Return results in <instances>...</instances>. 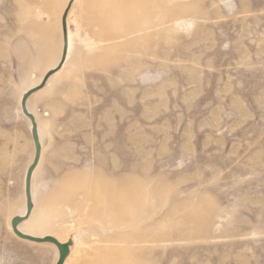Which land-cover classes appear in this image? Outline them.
<instances>
[{"label": "rangeland", "instance_id": "obj_1", "mask_svg": "<svg viewBox=\"0 0 264 264\" xmlns=\"http://www.w3.org/2000/svg\"><path fill=\"white\" fill-rule=\"evenodd\" d=\"M15 217L63 264H264V0H0V264H56Z\"/></svg>", "mask_w": 264, "mask_h": 264}, {"label": "water", "instance_id": "obj_2", "mask_svg": "<svg viewBox=\"0 0 264 264\" xmlns=\"http://www.w3.org/2000/svg\"><path fill=\"white\" fill-rule=\"evenodd\" d=\"M65 58V49L63 50V55L61 58V64L63 63ZM61 64H59V67L61 66ZM50 74L46 75V77L44 78L42 84L40 85L39 88H42L43 85L45 84L46 80L48 79ZM38 88V89H39ZM36 90H31L29 92H27L26 94L23 95L22 100H21V109L23 114L30 120L31 122V135H32V140L34 143V148H35V154H34V158L32 161V164L30 165V167L28 168L27 172H26V176H25V198H26V208H27V213H29L32 209V204H31V198H30V180H31V175L35 169V167L38 164L39 158H40V152H41V146L39 144L38 141V136H37V130H36V123L35 120L33 118V116H31L27 110H26V101L29 98V96L35 92ZM21 221V219L19 217L14 218L11 221V227L13 230V233L20 239L23 240H27V241H31V242H37V243H41V242H49V243H53L59 252V258L56 264H62L64 258L67 256L68 254V248L67 245L64 244H59L57 243L55 240H53L52 238H45V239H37V238H33L30 236H26L22 233H20L17 230V225L18 223Z\"/></svg>", "mask_w": 264, "mask_h": 264}, {"label": "bare ground", "instance_id": "obj_3", "mask_svg": "<svg viewBox=\"0 0 264 264\" xmlns=\"http://www.w3.org/2000/svg\"><path fill=\"white\" fill-rule=\"evenodd\" d=\"M69 7H70V4L68 5V7L66 8V10H65V12L63 13V16H62V28H63V30H62V34H63V50L65 49V58H64V61H63V63L61 64L60 62H61V60H60V62L58 63V65L53 69V70H50L49 72H47V74L46 75H48V74H50L49 75V77H48V79L53 75V74H55L57 71H59L61 68H62V66H63V64H64V62H65V59H66V55H67V45H68V42H67V29H66V17H67V13H68V10H69ZM63 50H62V55H63ZM61 58H62V56H61ZM59 64H61V66L59 67ZM46 75L44 76V78L46 77ZM44 78L42 79V81H41V83L37 86V87H35V88H32V89H30V90H28L27 92H29V91H31V90H36L35 92H37L38 90H40V89H42L44 86H45V84L47 83V81H48V79L46 80V82H45V84L43 85V87L42 88H39L40 87V85L42 84V82H43V80H44ZM39 88V89H38ZM26 92V93H27ZM35 92H33V93H35ZM25 93V94H26ZM32 93V94H33ZM31 94V95H32ZM30 95V96H31ZM29 96V97H30ZM23 97V96H22ZM21 100H22V98H21ZM28 100V99H27ZM21 104V103H20ZM22 110V109H21ZM26 110H27V101H26ZM27 112L29 113V111L27 110ZM23 113V112H22ZM31 116H33L31 113H29ZM25 116V115H24ZM33 118H34V116H33ZM34 120H35V118H34ZM31 123V122H30ZM36 123V122H35ZM32 128V127H31ZM36 130H37V124H36ZM37 136H38V131H37ZM38 141H39V137H38ZM39 144H40V142H39ZM40 146H41V144H40ZM35 154V153H34ZM40 155H41V152H40ZM39 160H40V158H39ZM38 163H39V161H38ZM32 164V163H31ZM38 165V164H37ZM30 167V166H29ZM37 167V166H36ZM35 167V168H36ZM28 170V169H27ZM35 170V169H34ZM27 172V171H26ZM34 172V171H33ZM33 174V173H32ZM26 176V175H25ZM31 177H32V175H31ZM30 183H31V180H30ZM29 192H30V198H31V191L29 190ZM24 193H25V185H24ZM31 204H32V207H33V203H32V198H31ZM32 210V209H31ZM31 213V211L29 212V213H27V208H26V212H25V215H24V217H28L29 216V214ZM16 218V217H15ZM20 219H21V221H22V217H19ZM14 219V218H13ZM12 219V220H13ZM11 220V221H12ZM20 221V222H21ZM20 222L18 223V225L20 224ZM18 225H17V230L19 229L20 231H23L22 229H21V227H19L18 228ZM11 229H12V227H11ZM18 230V231H19ZM19 231V232H20ZM12 232H13V230H12ZM21 233V232H20ZM23 234V233H22ZM25 235V234H24ZM26 236H28V235H26ZM30 237H33V236H30ZM33 238H37V239H45V238H52L53 240H55L57 243H59L55 238H53V237H44V238H39V237H33ZM31 242V241H30ZM33 243H37V242H33ZM41 243H49V242H41ZM49 244H52V245H54L53 243H49ZM59 244H61V243H59ZM64 245H66V244H64ZM55 246V245H54ZM56 247V246H55ZM57 248V247H56ZM67 248H68V246H67ZM58 250V249H57ZM68 253H69V249H68ZM68 255V254H67ZM67 257V256H66ZM65 257V258H66ZM58 258H59V252H58ZM65 258H64V260H65ZM64 260H63V262H64ZM57 261H58V259H57ZM63 262H62V264H63ZM57 263V262H56Z\"/></svg>", "mask_w": 264, "mask_h": 264}]
</instances>
